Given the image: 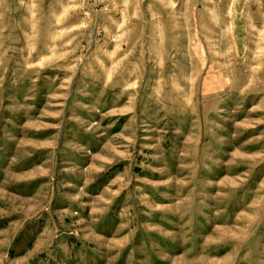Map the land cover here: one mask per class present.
<instances>
[{"label": "rangeland", "instance_id": "1", "mask_svg": "<svg viewBox=\"0 0 264 264\" xmlns=\"http://www.w3.org/2000/svg\"><path fill=\"white\" fill-rule=\"evenodd\" d=\"M0 264H264V0H0Z\"/></svg>", "mask_w": 264, "mask_h": 264}]
</instances>
